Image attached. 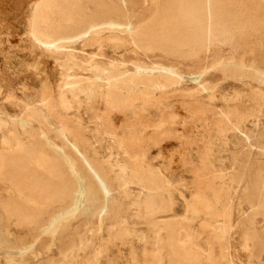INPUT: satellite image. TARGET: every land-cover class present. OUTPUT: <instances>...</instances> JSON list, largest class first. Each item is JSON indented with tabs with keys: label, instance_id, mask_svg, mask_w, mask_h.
<instances>
[{
	"label": "rangeland",
	"instance_id": "rangeland-1",
	"mask_svg": "<svg viewBox=\"0 0 264 264\" xmlns=\"http://www.w3.org/2000/svg\"><path fill=\"white\" fill-rule=\"evenodd\" d=\"M40 1L0 0V171L41 139L85 186L93 168L108 210L68 207L37 230L0 209V264H264V0H228L255 13L256 32L180 55L146 51L125 28L38 44ZM62 1L96 15L92 0ZM93 1L140 26L166 0Z\"/></svg>",
	"mask_w": 264,
	"mask_h": 264
},
{
	"label": "bare ground",
	"instance_id": "bare-ground-1",
	"mask_svg": "<svg viewBox=\"0 0 264 264\" xmlns=\"http://www.w3.org/2000/svg\"><path fill=\"white\" fill-rule=\"evenodd\" d=\"M91 5L96 11L94 17L83 14L88 10L84 7H80V11H73L62 0H41L33 10L32 39L38 44L52 47L55 42L75 44L92 29L125 28L134 36L137 45L146 51L163 49L180 55L184 49L193 52L195 49H208L227 43L232 33L256 32L261 26L255 13L243 3L228 0H166L158 6L154 20L140 26L136 25L140 21L134 22L126 17L111 19L110 14L114 11L106 9L99 2L92 0ZM42 38H47V41L43 42ZM47 81H44V86ZM119 94L116 88L111 98L115 99ZM6 157L0 179L15 189V193L0 195V209L8 217L14 216L40 230L44 215L54 222L60 216L54 219L51 213L68 207L71 212L81 210L84 213L88 207L100 215L107 212L106 186L89 164H85L88 178L85 186L63 152L50 150L41 139L19 146ZM194 178V184L201 188L200 177L195 175ZM82 196L84 204L80 202ZM4 246L0 237V250ZM169 248L172 256L177 253V237L170 238ZM154 257L152 264H160V255Z\"/></svg>",
	"mask_w": 264,
	"mask_h": 264
}]
</instances>
